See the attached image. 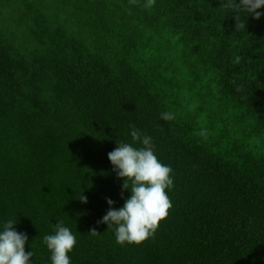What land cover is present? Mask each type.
<instances>
[{"label":"trees","instance_id":"trees-1","mask_svg":"<svg viewBox=\"0 0 264 264\" xmlns=\"http://www.w3.org/2000/svg\"><path fill=\"white\" fill-rule=\"evenodd\" d=\"M243 15L224 0H0V221L17 220L33 264H51L59 220L71 264H264V16ZM130 126L174 186L154 235L121 245L98 221L131 195L108 159Z\"/></svg>","mask_w":264,"mask_h":264},{"label":"clouds","instance_id":"clouds-1","mask_svg":"<svg viewBox=\"0 0 264 264\" xmlns=\"http://www.w3.org/2000/svg\"><path fill=\"white\" fill-rule=\"evenodd\" d=\"M224 7L235 12L243 13L246 22L249 16L260 19L264 12V0H224ZM235 18V17H234ZM246 26L242 24L241 27ZM160 118L171 121V112H162ZM130 136L133 143H120L108 153V159L113 165L118 178H123V190H130L131 195L119 209L112 208L114 201L107 200L109 210L98 223L107 224L112 229L118 244H140L154 235L159 222L165 219L172 207L168 192L174 186L173 170L163 164L155 154L152 137L141 134L135 126H130ZM140 147H134V143ZM123 198V197H122ZM82 202L87 198L81 196ZM17 220L0 221V264H33L34 252H25L28 241L26 233L15 230ZM98 234L94 229L90 232ZM43 244L51 253V264H71L69 253L76 245V235L65 226L63 221L53 225V234L43 237Z\"/></svg>","mask_w":264,"mask_h":264}]
</instances>
